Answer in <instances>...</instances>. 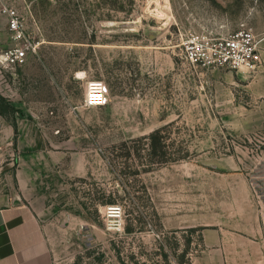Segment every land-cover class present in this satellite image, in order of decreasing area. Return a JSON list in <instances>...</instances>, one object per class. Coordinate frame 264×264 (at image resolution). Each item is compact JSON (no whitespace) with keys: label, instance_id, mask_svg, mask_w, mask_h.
Segmentation results:
<instances>
[{"label":"rangeland","instance_id":"374dc122","mask_svg":"<svg viewBox=\"0 0 264 264\" xmlns=\"http://www.w3.org/2000/svg\"><path fill=\"white\" fill-rule=\"evenodd\" d=\"M2 7L18 12L36 43L21 66L0 70V95L15 109L4 119L29 121L39 156L62 152L72 164L56 162L57 180L49 168L41 179L48 188L32 203L53 264H192L197 225L223 215L241 181L264 200V0ZM242 23L259 41L256 71L186 63V36L227 34ZM11 45L0 13V51ZM93 82L102 88L98 105L89 103ZM166 125L170 151L188 158L144 170L142 138ZM134 146L138 154L128 155Z\"/></svg>","mask_w":264,"mask_h":264},{"label":"crops","instance_id":"0c3cea01","mask_svg":"<svg viewBox=\"0 0 264 264\" xmlns=\"http://www.w3.org/2000/svg\"><path fill=\"white\" fill-rule=\"evenodd\" d=\"M15 124L16 130L0 115V138L13 144L16 136L17 154L16 168L0 185V264H53L32 203L48 188L41 179L48 177L49 168L57 180L63 173L53 171L56 162L70 171L72 164L62 152L54 160L47 153L39 156L40 140L33 124L18 118ZM234 192L233 200L222 205L223 215L197 225L201 251L192 264H264V200L249 195L246 180Z\"/></svg>","mask_w":264,"mask_h":264},{"label":"built area","instance_id":"2783aa9c","mask_svg":"<svg viewBox=\"0 0 264 264\" xmlns=\"http://www.w3.org/2000/svg\"><path fill=\"white\" fill-rule=\"evenodd\" d=\"M7 18V31L12 45L0 51V70L5 67L21 66L36 49V43L25 32L24 23L15 9L2 7L0 9ZM182 55L191 66H201L231 71H256L262 63L259 41L253 30L242 23L227 34L209 35L191 33L182 43ZM97 83H91L90 104L102 102V88ZM17 165V154L11 143H5L0 138V185L5 177Z\"/></svg>","mask_w":264,"mask_h":264},{"label":"trees","instance_id":"16d2710c","mask_svg":"<svg viewBox=\"0 0 264 264\" xmlns=\"http://www.w3.org/2000/svg\"><path fill=\"white\" fill-rule=\"evenodd\" d=\"M14 111L15 109L10 105L7 99L0 95V115L5 117L7 112L10 113ZM168 126L169 125L162 126L142 138L145 142L141 144V148L144 151V155L147 156L144 170H149L155 165H164L188 158L186 153H172V151H170V143L165 134ZM13 128L16 130V124L14 122ZM122 146L126 148L125 143H123ZM134 152L138 154L139 146L131 147L128 149L127 154H134Z\"/></svg>","mask_w":264,"mask_h":264},{"label":"bare ground","instance_id":"6f19581e","mask_svg":"<svg viewBox=\"0 0 264 264\" xmlns=\"http://www.w3.org/2000/svg\"><path fill=\"white\" fill-rule=\"evenodd\" d=\"M114 209V208H113Z\"/></svg>","mask_w":264,"mask_h":264}]
</instances>
